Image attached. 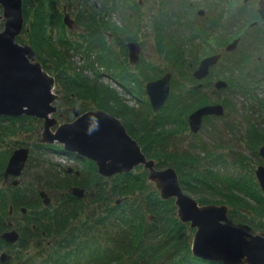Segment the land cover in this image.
<instances>
[{"label": "trees", "instance_id": "trees-1", "mask_svg": "<svg viewBox=\"0 0 264 264\" xmlns=\"http://www.w3.org/2000/svg\"><path fill=\"white\" fill-rule=\"evenodd\" d=\"M220 2L224 1L220 0ZM138 6L139 0H23L25 27L17 36L16 41L21 45L28 44L33 48L36 59L41 63L44 70L55 78V91L60 93L59 102L64 103L65 107L71 106L69 105L72 103L70 97L75 95V97L79 96L86 101L82 105L81 111H85L89 105L87 102H91L120 119L127 132L142 147L146 157L153 160H155L154 158L157 159L155 160L157 168L167 166L175 169L184 191L206 194L211 199H218V201L231 205L234 208L229 214L232 224L244 222L249 225L254 223L252 221L254 211L258 217L264 218V195L258 183L253 179L252 170L251 175L245 177H220L211 168L199 171L196 167L199 165L200 159L195 156L198 141L188 148L179 149L176 146V133H182L181 131L186 130V120H182V114L193 109V104L198 101L195 96L191 97L188 94L186 97L185 94L179 93L173 94L171 99V94V102L163 109L165 113L162 111L153 114L147 102L140 104L137 108H128L115 95L113 89L108 88L103 83L98 86L96 82V74L99 71L97 63L101 67H105L106 72L114 73L116 71V79L121 85H131L130 82L135 81L127 74L126 69L121 68L122 65L118 63L119 58L116 53L104 40V32H118L122 36L126 35L124 36L126 40L133 39L134 34L130 32V28L140 29L142 27L141 11L138 10ZM238 7V11L242 8L245 9ZM197 8V4L190 0L160 1L157 12L167 23V37L170 42L182 44L187 41V38H181V33L175 31L178 29V25H186L187 27L191 25L190 30H193L194 23L200 28L198 31L193 30L192 39H198L208 46L205 47L206 51H204V47L198 49L203 57L213 53V47L225 51V47L240 35L244 41L245 38L242 37V34L247 38L246 33L248 31L240 32L239 28L233 32L231 29L226 30L224 28L220 20L224 17L223 11L214 16L220 15L216 26L209 27L206 25L204 27L199 23L201 18L196 11ZM128 9L130 12H126ZM65 14H69L74 21L72 29L63 22ZM130 14L133 16L130 17ZM225 17L228 16L225 15ZM207 18L201 21L207 20ZM116 19L120 22L119 25ZM252 19H258V16L255 14L250 20ZM246 22L248 23L249 20ZM253 25L257 24L253 23ZM66 30L73 33V37L70 33L67 34ZM81 30L82 38H78L76 33ZM254 35V38L261 41L262 46H264V33ZM100 39L101 42H99ZM81 41L86 43V46H82ZM188 43H192L191 40ZM96 45L100 53L97 51ZM195 45L197 46L196 43ZM125 52L123 48V53L125 54ZM245 55L242 58H236L234 61L240 64L239 61L243 62V59L246 58ZM74 57L86 59L87 63L83 66H76L72 60ZM221 66L223 70L215 76L224 77V75L227 76L229 72H232L233 68H239L234 65L233 68L230 65L221 64ZM215 68L210 72V76L214 74ZM87 70L95 75L93 79L83 73ZM252 78L251 76L250 83L257 85L261 79H264V73L258 72L254 81ZM137 85L142 87L140 84ZM230 105L231 102L224 103L225 108H230ZM58 108L57 116L61 118L60 120H66L70 117L67 109L64 111L61 110L60 106ZM208 120L206 119V121ZM251 120L247 119L249 128L252 124L258 125V123L253 122L254 119ZM129 121L131 126H128ZM227 129L231 132V127H227ZM40 130H42V121L36 118L24 115L17 118L0 117V147L8 134L14 135L19 131L22 136L30 133L31 138H34L39 135ZM257 131L259 136L255 134L251 136V132L247 131L246 143L249 147L251 144V151H253L254 156L260 159L257 156V148L260 144L264 145V131L262 132L261 129H257ZM231 134L233 136V133ZM13 144L17 145L9 150L1 151L0 149V226L6 222L4 219L12 215H9V205H12L13 209L17 206L21 208L22 218L31 219L34 222L31 226H35L34 231H37L35 235L37 237L44 236L47 241H50V245L44 251L39 250L38 256H32L37 260L30 257L26 264H34V261L37 262L35 264H67L68 256L86 257L85 261H82L83 263L78 264H120L116 262L123 258L127 259L126 264H220L205 262L191 255L188 229L186 224L178 220L174 201L171 199L162 200L155 188L153 189L154 194H142L143 196L137 202L129 197V194H132L137 187L144 191L145 185L143 186L142 183L148 182L147 170L142 166H137L129 173L104 178L98 176L94 163L88 162L86 174L81 172L82 176L79 177L73 172L69 173L61 165L52 164L57 169L58 174L46 170L45 176L41 178V180L46 178V181H38L35 184V181L32 180L20 185V187L18 185L12 186L5 192L6 187L1 186L4 180V170L8 157L17 148L32 145L35 150L30 151L27 164L33 159L35 162L32 165L42 166L43 170L46 169L45 160L42 157L45 154V150L42 149L43 146L46 150L53 149L59 151L60 154L76 158L75 155L67 153L60 147L40 145L36 143V140L32 144L21 140L15 141ZM218 144L220 145V143ZM200 145L206 157H211L206 144L200 142ZM222 147L225 149L226 146L222 143ZM198 149L200 150V148ZM167 160H171V163L166 162L165 165ZM217 161L219 163L225 162L222 153H219L216 158L210 159L208 163L217 164ZM80 162L83 165L85 161L80 160ZM232 164L240 167L245 166L244 156L234 157ZM209 166L212 167V165ZM75 188L83 190L85 196L80 199L76 198L71 192ZM20 189L23 191L19 192ZM209 189L214 192H208ZM221 190L225 191L220 193ZM51 191H55L58 197L55 198V203L51 202L50 205L45 206L39 193L44 192L52 201ZM238 194L243 197H237ZM84 197L92 201L86 203V213H93L100 209L101 212L97 220L89 223L82 221L81 225L70 221L66 222L70 217L77 216V211L79 206L83 204ZM69 201L70 203H68ZM108 201H111V205L108 204ZM117 201L120 202L117 203ZM54 204L57 207L52 209ZM241 205L246 207L244 211L241 210ZM250 206L253 208L251 209ZM145 210L150 214L148 217L152 226L142 232L140 215ZM29 211L35 214L32 218ZM11 221H13L12 218ZM64 223L73 225V227L64 226ZM94 225L99 226V228H93ZM28 230L31 229H27V233ZM22 236L28 237L24 229H22ZM23 244L29 246L27 241H24ZM107 244L112 245V250L105 247ZM53 253L58 254L61 262ZM39 258L42 260L39 261Z\"/></svg>", "mask_w": 264, "mask_h": 264}, {"label": "water", "instance_id": "water-1", "mask_svg": "<svg viewBox=\"0 0 264 264\" xmlns=\"http://www.w3.org/2000/svg\"><path fill=\"white\" fill-rule=\"evenodd\" d=\"M0 6L3 13L0 21L5 19L0 31V117L17 118L24 115L41 120L42 131L36 139L37 144L57 145L93 162L98 174L104 178L129 173L142 165L148 171V182L159 191L161 199H174L178 220L188 223L194 230L190 244V253L194 258L220 264H264V236L250 234L231 224L228 206L200 205L186 194L175 169H156L155 161L146 157L141 146L129 136L120 120L113 115L103 110L79 115L78 110L72 108L70 112L75 119L59 123L55 117L57 107L54 103L58 99L54 92L55 78L44 70L32 47L16 42L25 24L23 0H0ZM259 6L258 13L264 19V2L261 1ZM63 22L68 28H73L74 21L69 14H65ZM239 41V38L234 39L225 47V51H234ZM128 48L130 63H135L138 59V44L130 43ZM220 57L221 55L216 54L203 58L193 72V77L197 80L204 79ZM170 79L171 74L166 73L159 80L145 85L152 111L158 112L164 106L170 92ZM226 85V82L217 81L215 88L220 89ZM223 115L224 107L221 104L206 105L191 112L187 123L190 131L197 134L204 117ZM29 152V147H20L12 152L4 170V181L9 177L19 178L22 175ZM258 153L262 164L256 168L255 177L264 194V146L259 147ZM16 180L12 181V186L18 184L19 181ZM71 192L78 198L84 195V191L78 188ZM39 194L43 204L48 206L49 197L44 192ZM17 237L15 231L1 235L3 240L10 243Z\"/></svg>", "mask_w": 264, "mask_h": 264}, {"label": "rangeland", "instance_id": "rangeland-1", "mask_svg": "<svg viewBox=\"0 0 264 264\" xmlns=\"http://www.w3.org/2000/svg\"><path fill=\"white\" fill-rule=\"evenodd\" d=\"M139 1L141 2V4H139L138 10L141 11V23L143 24L141 30L142 32L145 33L144 37L141 39L143 42V52L145 53V57L149 56L150 60H156V61L158 60L164 70L173 73L174 89L172 92L171 99L173 98V94L174 95H177L179 93L185 94L183 90L185 84H183L182 82L181 84H179L180 82L178 79L191 76L190 71L193 70V68L203 58V54H201V51H198V49H202L204 47V51H206L205 47H208L204 42L201 43V41H198V39L197 40L192 39L193 30L198 31L200 27L197 26L196 23H194L193 25L194 29L190 30V28H192L191 25H189V27H187L186 25L185 26L178 25V29L175 32L179 34L181 33L182 37L181 35L180 37L187 38V41L185 42L182 41L183 42L182 44L178 42H170L167 37L168 35L167 23L165 22L164 18L158 15L157 12V8L161 0H139ZM190 1L195 2L198 6V10L201 9L203 11V16L199 15V18H201V20L210 16L209 18H207V20L204 21L199 20L201 25H203L204 27L206 25L209 27L216 26L217 20L220 15L217 17L214 16H216L219 12L223 11L224 17L221 18L220 20L224 28H226V30L231 29V31L235 32V30L240 28V32L242 31L243 32L248 31V32L246 33L247 38L245 37V35L242 34V37L245 38L244 41L241 39L240 45L232 52H225L224 50L219 51V49L217 50L216 47H213V53L220 52V54H223V57L221 58L219 65L213 70L214 74H212V76L210 77L216 78L217 76L215 75L219 73L221 69L223 70L221 64L224 66L230 65L232 68L234 65L239 68H233L234 70L232 72H229L227 76L224 75L222 79H211L210 88L208 87L206 89V93L205 91H202L203 95L199 94L198 96H195V98L198 99V101H196L193 104V109L189 112H186L185 113L186 115L182 114V120L183 119L186 120V130L184 129L183 131H181L182 133L180 132L176 133L177 136L176 146L179 149L188 148L189 146H193L194 143L198 141V143L196 144L197 148H195L196 151L195 156H197L200 159L199 165L196 167L199 171H204L206 170L205 168H211L215 170L220 175V177H226V176L245 177L251 175V170H252L253 171L252 176L254 177L253 179L254 181L257 182V179L255 177V170L259 165L262 164V159L258 153V150L260 146H264V145L260 144L257 148V156H259L260 158L258 159V157L254 156L253 151H251L250 149L251 144L250 147L247 145L246 135H247V131H250L251 136L252 134L259 136V132L257 131V129H261L262 132L264 131V79H261V82L257 85L250 83V77L252 76L253 77L252 81H254L255 79L254 77L257 74L256 73L254 75L255 73L254 72L255 69L253 70V63H255L254 60L256 59L257 56L261 55L264 52V46H262L261 41L256 40L254 38L255 36L254 34L264 33V25L262 26L260 24L259 19H252V20L250 19L252 16H255V14H257L256 10L260 9L259 3L261 1L264 2V0H223L224 2H220V0H190ZM244 5L246 6L244 7ZM237 7L240 9L241 7H244L245 9L242 8L241 10L238 11ZM126 12H130V10L128 9ZM2 14H3L2 7L0 6V15ZM225 15H227L228 17H225ZM159 19L160 21H158ZM248 20L249 22L247 23L246 21ZM4 21H5L4 18H2L0 21V31L3 29ZM116 22L118 25L120 24V22L117 19ZM253 23H256L257 25L252 26ZM241 24L244 25L241 26ZM148 25L150 29H147ZM259 25H261L260 28H258ZM66 32L67 34L70 33L67 30ZM81 33L82 30L76 33L78 38H82L83 34ZM70 34L71 37H73V33ZM189 40H191L192 43L189 44L188 43ZM195 43L197 44V46L195 45ZM244 54H247L248 57L253 59V60L251 59V64L249 63V61H243V62L239 61L240 64H238L237 61H234L236 60V58L244 57ZM72 60L76 66H83L87 63L86 59H82V58L77 59V57H74ZM193 61H194V65L192 67H189V64H191ZM96 65L99 67V72H103V71L106 72L105 68L101 67V65L98 64ZM259 69H261L260 72L264 73V68L259 67ZM238 70L240 71L239 73ZM83 73L91 77V79L95 77V75H93V73L90 72L89 70L83 71ZM96 79L98 86L100 83H103L104 85L108 86V88L113 89L115 95L119 98L121 102L124 103L126 107L136 108L137 106L136 101L134 100L132 94L130 95L129 93L124 92L123 90H121L119 85H114L113 82L110 83V81H107V79L105 78L99 79V73L96 74ZM258 79L260 78L258 77ZM217 81L226 82L227 89L221 90L219 95L217 96L216 94V97H214L211 95L210 91L215 89L214 83H216ZM139 88L136 87V89L138 90V95L143 96V94L141 93H143L144 86L143 88L142 87L140 88L141 93H139L140 92ZM54 92L57 93L55 90ZM58 94L60 95V93ZM205 94L206 96H204ZM201 96L204 97L202 98ZM76 97L80 99L79 96ZM217 97L221 100L225 98V101L231 102L230 108H225V116L217 120L205 121L200 131L197 134H193L190 131L187 123V118L189 114L193 112L195 109H197V107L200 104L204 106H206L205 104H211V105L220 104L221 102L220 100H218ZM171 99L169 100L168 103L171 102ZM87 103L89 104L86 107L89 108L88 110H93V111L102 110L101 108H98L97 105L91 102H87ZM63 107H65V105ZM72 107L76 108V106H72ZM149 108L150 111L153 113L150 105ZM163 112L165 113V111ZM56 119L60 121L61 118H57L56 116ZM247 119L249 120L254 119L255 121L253 122L258 123V125L252 124L250 125L249 128L247 126L248 125ZM61 122L63 121H60V123ZM129 123L131 124L130 121ZM226 126L231 127V132L227 129ZM41 131L42 130H40V132ZM40 132L39 135L34 138H31L32 135H30V133H27L26 135L22 136L20 135L19 131L14 135L8 134L5 136L4 142L2 143L0 149L1 151H6L11 148H14L17 144H13V142L19 140L26 141V143L28 144H32L36 140V138L40 137ZM231 133H233V136ZM221 141L226 146L225 149H223ZM200 142H204L206 144L207 149L211 153V157H206L205 152L201 148ZM218 143H220V145ZM55 146L58 147L57 145ZM29 147H30V151L34 149L32 145H30ZM198 148H200V150ZM42 149L45 150L44 151L45 154H43L42 157H44L45 160L44 163L46 169L43 170L42 166L38 167V165L33 166L32 164L35 162V160L33 162V159H31L28 164L27 163L25 164V170H23L22 172L19 181L20 184L18 185V187L32 180L35 181V184H37L36 182L38 181H43V180L46 181V178L41 180V178L45 176L44 174L46 170H48L51 173L58 174L57 169L54 166H52V164L61 165L66 171L68 167H73L75 170H80V172L86 174L88 170L87 169L88 161L83 162L82 165L80 160H78L77 158L60 154L59 151H54L53 149L46 150L44 146ZM219 153H222L223 158L225 160L224 163L222 162L219 163L218 161L217 164L208 163L210 159L216 158ZM242 155L245 158V162H246L245 166L240 167L239 165L232 164V160L234 157L236 156L239 157ZM154 159L157 160L156 158ZM47 162H49V164H46ZM166 162L171 163V160L165 161L164 163L165 165ZM208 165H212V167L210 166L208 167ZM155 166H157V164ZM165 168H167V166ZM165 168L156 167V169H165ZM142 185L143 186L145 185L144 191H141L140 188L137 187L134 189V192L132 194H129V197L131 199H134L136 202L139 200V198L143 196L142 194L145 193L154 194L153 189L155 187L152 183L149 184V182L145 181L142 183ZM9 188L6 187L4 189L5 192H7ZM18 191L22 192L23 189H20ZM207 191L212 193L214 192L211 189ZM224 191L225 190H221L220 193H223ZM157 192L159 194L158 190ZM184 192L193 199H195L196 201H198L200 205L209 204V203L224 204V202L218 201V199H211V197L207 196L206 194L193 193L188 190H185ZM50 196L53 199L51 202L55 203V198L58 197L57 193L55 191H51ZM239 196L243 197L240 194H238L237 197ZM171 200L174 201V199ZM88 202H92V201L87 200L84 197L83 204L79 206V209L77 211V216L70 217L69 219L66 220V222L70 221L72 223H77L78 225H81L82 221L84 223H89L91 221L97 220L98 215L100 214L101 211L99 209V211H95L93 213H86L87 211L86 203ZM68 203H70V201ZM108 204L111 205V201H108ZM241 206L244 207L243 205ZM55 207H57L56 204H54V207H52V209H54ZM250 208L252 209L253 207L250 206ZM11 210H13L12 214L14 213L12 215L13 221L14 219H16V217L19 218V220H21V222H18V226H21L22 229H24L25 227L31 229V225L34 222H32L31 219L22 218L20 207L15 206L14 209L11 208ZM254 212L255 213H253L252 216V221H254V223L249 224V226H251L249 227V229L245 228V226L248 224H245L244 222H242V224H237V226L243 228L245 231H248L251 234H260L264 236V218L258 217L256 211ZM29 213L31 218L35 215L32 213V211H29ZM148 215L150 214H148V211L146 210L140 215V218L142 219L140 223V229L142 232H144L147 228L152 226L151 225L152 222L149 220ZM64 226L67 227L69 226L70 228L73 227V225H66L65 223ZM186 228L188 229L189 240H190L189 243L191 244L193 230H191L188 225H186ZM105 247L111 248L112 250L111 244H107L105 245ZM26 248L28 251L25 252V255H28L29 253H31V244H29V246ZM25 255L23 256V258L26 257ZM53 255H56L58 257V254L56 253H53ZM85 258L86 257L84 256L80 258L76 256L74 257L68 256L67 264L83 263L85 261ZM58 260L61 262L59 257ZM126 262L127 259L123 258L121 261H117L116 263L126 264Z\"/></svg>", "mask_w": 264, "mask_h": 264}, {"label": "flooded vegetation", "instance_id": "flooded-vegetation-1", "mask_svg": "<svg viewBox=\"0 0 264 264\" xmlns=\"http://www.w3.org/2000/svg\"><path fill=\"white\" fill-rule=\"evenodd\" d=\"M139 4H141L140 1H139ZM196 11H197V13L199 15H202L203 16V13L202 14L199 13L200 11H202L201 9L198 10V8H197ZM256 13H257L256 15L258 16V19L260 21V24H264V19H262L260 17V15L258 13V10H256ZM129 16L132 17L133 15L130 14ZM199 23H200V21H199ZM131 25H134V24L131 23ZM141 28L140 29L130 28V32H132V34H134V38L131 39V40H126L124 38V36H126V35H123L122 36L118 32H114V33H111V32H108V31H105L104 32V35H105V39L104 40L107 42V45H110L111 50L116 53V56L119 58L118 63L122 65L121 68L126 69L127 74H129L131 76V79H133L135 81H131L130 82L131 85H128V84L121 85L120 82L117 81V79H116V71H114V73H109V72H104V71L103 72H99L98 71V73H99V79L105 78V79H107V81H110V83L113 82L114 85H119V87L121 88V90H123L124 92H127L130 95L132 94L134 100L136 101V105H137L136 108H137L140 104H142L144 102H147L150 105L149 98H148V96H147V94L145 92V85L147 83H150V82H154V81L159 80L166 73H170L171 74V79H170V92H169V96H168V98H167L164 106L158 112H154L153 111V114H157L159 112L164 111L163 109L166 107V105H168L167 103L170 100L171 94H172L173 89H174L173 73L164 70L162 68V66L160 65V62L158 60L157 61L156 60H150V57L149 56L145 57V53L143 52V42L141 40L144 37V34L145 33L142 32ZM147 29H150L149 28V25H148V28ZM152 30H153V28H152ZM237 38L240 39L239 44H238V46H239L240 45V42H241V36L240 37H237ZM99 42H101V39H100ZM130 43L138 44V48H139V51L137 53V58L138 59H137V61L135 63H130V51H129V48H128V44H130ZM80 44H82V46H86V43H84L83 41H81ZM123 48L126 51L125 54L123 53ZM96 49H97V45H96ZM97 51L100 53V51L98 49H97ZM219 51H222V49H220ZM216 54L221 55V57L218 60L217 64L215 66H213V67L210 68L208 75L204 79H201V80L195 79L193 77V72L198 67L200 61L203 58H205V57L213 56V55H216ZM222 57H223V54H220V52H218V53H211V54H209L207 56H204L199 61V63L193 68V70L190 71V75H191L190 77L188 76L186 78H179L178 79L179 82H180L179 84H181V82L183 84H185V87L183 88V90L185 92V96L186 97H187L188 94H190L191 97L198 96L199 94H202V91H205V93H206V89L208 87L210 88L211 79H222L223 78V77H219V76H217L216 78L210 77V72L212 71L213 68H215V67H217L219 65L220 60H221ZM245 57L246 58L243 59V60L244 61H249V63L251 64V59L252 58L248 57L247 54L245 55ZM115 62H117L116 59H115ZM254 62L255 63H253V70L255 69V71H254L255 72L254 75H255L256 73H258V72L261 71V69H259V67L264 68V52L261 55L257 56L256 59L254 60ZM97 64L100 65L99 63H97ZM193 65H194V62L191 63V64H189V67H192ZM103 68H105V67H103ZM221 71H222V69H221ZM137 84L142 85V88L144 86L143 93H141V89L137 86ZM55 86H56V82H55ZM136 87L139 88V90H140L139 93L143 94V96L141 95L142 97L138 95V90L136 89ZM214 87H215V83H214ZM226 87H223V88H220V89H216L215 88V89L211 90L210 91L211 92V95L214 96V97H216V94H217V96H218L221 90L227 89ZM56 94L58 95V99L55 101V104H57L56 105L57 106V112H59L58 106H60L61 110H64L65 111L67 109L69 111V113H70V117L66 118V120H60V121H63L62 123H64V122H72L75 119V116L70 112L71 109L74 108L72 106H76V109L78 110V114L79 115L82 114V113L88 112V111H93V110H88L89 108H86L85 111H81L82 105H84L86 103V101H84L81 98L80 99H77V97H75V95H72L70 97L71 98L70 100H71L72 103H70L69 105H71V106L69 108L67 106H66L67 108L66 107H63L64 106L63 105L64 103H60L59 102V100L61 98L60 95L58 93H56ZM204 96H206V94ZM204 96H201V97L203 98ZM218 100H220V102H221L220 104L224 107V103L227 102V101H225V98H223L222 100L218 98ZM205 105H211V104H205ZM203 106L204 105H201L200 104L197 107V109L200 108V107H203ZM102 110L105 111V112H107V113H109L105 109H102ZM151 110H152V108H151ZM57 112L55 114V117L57 116ZM224 116H225V107H224V115L222 117H224ZM222 117H215V116L204 117L202 119V125L206 121V119H209V120H217V119L222 118ZM57 118H59V117L57 116ZM118 120H120V119H118ZM60 121L58 120L59 123H60ZM120 122L123 124V122L121 120H120ZM131 125L132 124H130V123L128 124V126H131ZM123 126H124V124H123ZM125 129H126V127H125ZM126 131H127V129H126ZM129 136L132 138V136L130 134H129ZM132 139H134V138H132ZM134 140L136 141V139H134ZM67 153H70V154L75 155V157L77 159L84 160V161H88V160H86V159H84L82 157L77 156L75 153H71V152H67ZM7 162H8V160H7ZM88 162L89 163H93L91 161H88ZM139 166H142V165H139ZM69 169H71V171H68L69 173L70 172H73L78 177L80 175L82 176V173L80 171H78V170H73L74 169L73 167H70ZM147 173H148V171H147ZM98 176L99 177H102L100 174H98ZM3 177H4V174H3ZM20 177L19 178L9 177L7 179V181H4L3 180V182L1 183V186L2 187L9 188V187L12 186V181H14L16 179H17L16 181H20ZM19 184L20 183L18 182L17 185H19ZM83 196H85V194ZM83 196L81 198H83ZM76 198H78V197H76ZM50 203H51V201H50ZM209 204H214V203H209ZM202 205H204V204H202ZM215 205H226V206H228V208H229L228 218H229L230 212L234 210L233 207H231L230 205L225 204V203L224 204H215ZM10 207L12 208V205H9V209H10ZM241 210L244 211L245 208L244 207H241ZM12 212H13V210H11V213H9V215H11ZM12 215L9 216L7 219H4V220H6V222L3 224V226H0V264H26V261L28 259H30V257L33 260H37V259L33 258L32 256H38L39 250L44 251L45 248L50 245V241H47L44 236L43 237H37V235H35V233L37 231H34L35 226H31V230H28V233L30 234V236L27 233V229L28 228L25 227L24 230H26V235L28 237L22 236V227L21 226H18V222H21V220H19V218L16 217V219H14V221H11ZM229 220H230V218H229ZM230 223L232 224L231 221H230ZM184 224H186V225L189 226L188 223H184ZM237 224H239V223H237ZM237 224H236V226H237ZM249 227H251V226H249V225H246L245 226V228H247V229H249ZM93 228H99V226L94 225ZM189 228H190V226H189ZM9 231H15L18 234L17 239L14 242H12V243L7 242V241H5V240H3L1 238V235L2 234L6 233V232H9ZM193 232H194V230H193ZM246 232H248V231H246ZM41 233H44V232H41ZM248 233H250V232H248ZM24 241H27V242H29V244H31V253L28 254V255H25V252L28 251L27 248H26L28 246L23 244ZM41 245H43V246L41 247ZM24 255L26 256L25 258H23ZM39 260L41 261L42 259L39 258ZM35 263H37V262L34 261V264Z\"/></svg>", "mask_w": 264, "mask_h": 264}]
</instances>
